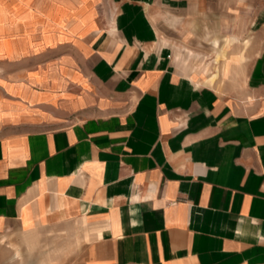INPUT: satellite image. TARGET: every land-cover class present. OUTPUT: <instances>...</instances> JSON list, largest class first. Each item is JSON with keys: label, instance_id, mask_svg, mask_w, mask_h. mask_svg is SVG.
Returning a JSON list of instances; mask_svg holds the SVG:
<instances>
[{"label": "crops", "instance_id": "1", "mask_svg": "<svg viewBox=\"0 0 264 264\" xmlns=\"http://www.w3.org/2000/svg\"><path fill=\"white\" fill-rule=\"evenodd\" d=\"M0 87V235L264 264V0H0Z\"/></svg>", "mask_w": 264, "mask_h": 264}, {"label": "rangeland", "instance_id": "2", "mask_svg": "<svg viewBox=\"0 0 264 264\" xmlns=\"http://www.w3.org/2000/svg\"><path fill=\"white\" fill-rule=\"evenodd\" d=\"M175 57L178 63H183L184 66L189 67L188 73L195 71L194 63L191 61L196 60V65L203 62V66L199 67L198 72L200 74V70L202 69L204 78L217 69V66L213 65V61H210L211 58L205 57L204 60H201V56L199 57V55L189 51L186 57H181L178 52L175 53ZM2 88L0 87L2 99H16L14 93H5ZM49 232L47 230L38 231L36 234L39 237H36V239V234L20 233V231L11 232L6 236L0 235V264H112L106 257L104 261H92L91 256H88L85 249L81 250L78 247L75 249L76 246L73 250L71 249L67 252L64 251V248L59 249L57 247L55 249L53 244H59L62 237H57V239L50 238L49 234H47ZM51 233L54 232L51 231Z\"/></svg>", "mask_w": 264, "mask_h": 264}]
</instances>
